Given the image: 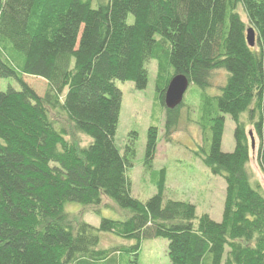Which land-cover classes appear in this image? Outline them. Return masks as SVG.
I'll use <instances>...</instances> for the list:
<instances>
[{"label":"trees","instance_id":"trees-1","mask_svg":"<svg viewBox=\"0 0 264 264\" xmlns=\"http://www.w3.org/2000/svg\"><path fill=\"white\" fill-rule=\"evenodd\" d=\"M152 61L164 137L186 107L204 138L198 159L224 180L219 222L166 199L165 170L155 195H131L134 142L122 154L114 142L116 82L145 90ZM217 71L225 80L209 95ZM178 75L199 100L168 110L165 92ZM1 80L0 264H137L141 240L157 238L170 264H264V192L249 168L250 133L264 178V0H0ZM225 116L231 153L221 151ZM157 139L150 127L147 172ZM72 204L100 217L99 226L69 212ZM102 210L122 219L101 218ZM100 233L133 244L101 248Z\"/></svg>","mask_w":264,"mask_h":264},{"label":"rangeland","instance_id":"rangeland-1","mask_svg":"<svg viewBox=\"0 0 264 264\" xmlns=\"http://www.w3.org/2000/svg\"><path fill=\"white\" fill-rule=\"evenodd\" d=\"M132 20L129 16L128 23ZM145 67L148 72L145 90L138 91L129 82H116L117 88L122 93V104L114 142L121 154L130 141L134 142L135 154L132 159V168L128 173L131 181V195L139 201H146L155 195V180L158 178L159 171L165 170L166 199L188 202L196 207L197 217L208 214L213 221L219 222L225 197V183L221 177L211 175L196 155L205 145L202 132L198 125L190 121L193 118L189 117V111L185 107L179 111V121L171 138L164 137L165 112L155 100L156 63L152 61ZM224 80L223 71L214 73L211 80L212 92L208 91V94L218 95L217 88L224 83ZM5 90L6 84L1 80L0 91ZM192 91L193 88L189 87L184 96V103L197 105L198 95ZM224 118L221 151L231 153L234 150V124L228 116ZM244 118L245 115H242V120ZM150 127L158 129V144L152 170L147 172L144 169L143 160L147 131ZM133 134L136 136L134 137ZM256 146L257 139L254 137V150L249 168L253 181L258 182L264 192V178L255 160ZM105 204L112 206L107 200H104L103 205ZM81 209L82 207L77 204L67 208L71 213H82L81 217L77 218L97 228L100 217L94 216L89 209L86 211ZM122 213V211L102 210L101 218L121 220ZM99 236L101 248L133 244L112 234L100 233ZM167 247V241L161 238L141 240L137 264H170Z\"/></svg>","mask_w":264,"mask_h":264},{"label":"water","instance_id":"water-1","mask_svg":"<svg viewBox=\"0 0 264 264\" xmlns=\"http://www.w3.org/2000/svg\"><path fill=\"white\" fill-rule=\"evenodd\" d=\"M246 39L248 42L249 47H253L255 43L254 38V32L252 29H249L246 34ZM188 81L187 79L182 76L178 75L172 78V80L169 82L168 87L165 92L164 96V105L165 108L168 110H174L177 108L183 101L184 95L188 89ZM250 135V141H251V148H254V139L252 138V135Z\"/></svg>","mask_w":264,"mask_h":264}]
</instances>
